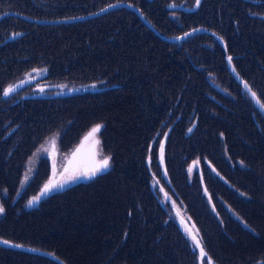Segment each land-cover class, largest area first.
I'll return each mask as SVG.
<instances>
[{
    "label": "trees",
    "instance_id": "obj_1",
    "mask_svg": "<svg viewBox=\"0 0 264 264\" xmlns=\"http://www.w3.org/2000/svg\"><path fill=\"white\" fill-rule=\"evenodd\" d=\"M117 1L136 5L162 35L204 27L225 46L202 32L182 48L125 8L59 24L2 17L0 238L49 256L0 245V264H198L186 229L202 242L201 264H264V115L228 65L231 57L262 102L264 0H200L198 6L196 0H0V14L56 19ZM32 24L38 27L31 30ZM42 40L53 44L38 48ZM246 50L250 55H242ZM253 57L260 64L255 73ZM39 67L54 83V98L1 97L7 84ZM63 85L78 90L56 92ZM31 89L24 92H36ZM228 118L232 125L225 124ZM96 123L109 168L26 206L29 186L19 192L17 186L28 156L59 125L65 151ZM194 158L200 164L189 177ZM48 176L43 159L31 191Z\"/></svg>",
    "mask_w": 264,
    "mask_h": 264
},
{
    "label": "rangeland",
    "instance_id": "obj_2",
    "mask_svg": "<svg viewBox=\"0 0 264 264\" xmlns=\"http://www.w3.org/2000/svg\"><path fill=\"white\" fill-rule=\"evenodd\" d=\"M112 3H114V2H112ZM170 3H176V2L170 1L167 4L169 5ZM119 8L128 9L126 7H117V8L110 9V10L106 11L105 13H107L109 11H112V10H115V9H119ZM27 9L31 10L28 6H27ZM128 10L134 12L131 9H128ZM135 14L138 16V18L141 20V22L148 29L153 31L151 28H149L144 23V21L140 18V16L137 13H135ZM19 15H21V14H19ZM142 15L144 16L143 13H142ZM25 16H28V15H25ZM169 17H171L174 20H178L179 16H178V14L171 12L169 14ZM32 18H34V17H32ZM144 18L147 19L145 16H144ZM36 19H40V18H36ZM51 19L54 20V18H51ZM187 19H189V18L188 17L179 18V22H180V26H181L179 29H182L185 26L186 22L188 21ZM24 20H26V19H24ZM42 20H44V19H42ZM27 21H29V20H27ZM30 22L35 23V24H59V23H37V22H34V21H30ZM151 25L158 32V30L156 29V27L152 23H151ZM37 27L38 26H35V25L32 24L31 30H35V28H37ZM159 34L162 35L161 33H159ZM196 34H199V33H196ZM196 34L189 35V36H187L184 39L179 40V41H168V40H165V41L171 42V43H181L180 45L182 46V48H184L188 44H190L191 42L194 41L193 37ZM40 37H41V39L43 38L42 36H40ZM52 44H53L52 40H50V42H48V41L44 42L42 40V43H41L40 47H38V48L46 49L48 47H51ZM260 45H261V47L264 50V39L262 40V44H260ZM246 53H249V51L248 50L244 51L242 53V55L246 54ZM249 55H250V53H249ZM261 58L264 59V51H263V54L261 55ZM257 60H258V58H256V57H253L250 60H248L250 62V64H249L250 65V69L252 70L253 73H255V71H256L255 70V66H258V68L260 66V64L258 65ZM34 70H36V71H34ZM46 74H47V72H46V69L44 67L35 68V69H32V70L26 72L24 74L25 79L33 78L34 80L31 81V82H36L37 80L39 82H36V83L29 82L27 85L23 86L20 89H17L13 93L22 94L21 97H26V95L31 96V95H40V94H50L52 96V98H54V83H50V82H47L45 80ZM13 84H14V82H11V83L7 84L5 86V88L9 87L10 85H13ZM30 85H32V89L31 90L36 91L35 93L31 92V91H29L28 93L24 92V90ZM41 88H43V91H40ZM56 88H59V89L56 90V92H58V93L60 91L63 92V91H67L68 90L66 85H63V86H60V87L56 86ZM11 96L12 95H9L6 98L11 97ZM98 124L102 125L101 123H96V124H93L90 127H88V129L85 130L78 137L76 142L70 148H68L65 151H62L60 149V147H59V138H60V135H61L62 131L64 130L62 125L58 126L61 129L56 130V131H54L52 133H49L48 135L45 136V138L40 142V144L34 149L32 154H30L28 156V158L26 159V161L24 163V166H23V169L21 171L20 180L18 181V186H17V191L18 192L21 189L23 190L24 188H27L29 186L28 189H27L28 193L26 194L28 196L26 201H25L26 206L29 205L28 202L30 200H32L33 197H38L39 191L49 181H54V182L55 181H62L66 177V175L68 173L73 172L75 170H82L85 167H89L94 162H98L99 160L103 159V157H105V156L109 157L107 154H105L102 151V147H101V144H100V131L97 132L94 136H90L89 135L91 133L92 129ZM225 124L232 125L233 122L230 120V118H228L226 120ZM235 132H236V134L239 135V131H235ZM33 133L35 134L36 132H33ZM96 141H99V143L97 144ZM43 159L50 166L51 172H50L49 176L45 180H43L42 182H40L38 184V190L36 189L35 191H31L34 187L37 186V179L40 176V164H41V161ZM199 161H200L199 158H194V159H192L189 162V164L187 166V171H188L189 177L192 176L193 171L195 172L194 169L199 167V164H200ZM109 166H110V161H109ZM190 167L192 168L191 172H189V168ZM80 181H81V178L77 179V180H74V181H70V182L64 184V186H70V184L72 185V184L78 183ZM58 188L59 187L53 188L52 191H56V190H58ZM29 193L30 194L34 193V194L29 195ZM18 195L19 194L17 193L16 196H18ZM168 195H170V194H168ZM14 198H16V197H14ZM57 200H58L59 203L62 201V200L59 201L60 198L57 199ZM160 202H162L164 208L169 209L168 204H166L167 200L165 199V197H161ZM170 202H171L172 205L176 204L172 197L170 198ZM3 204L4 203H2L1 200H0V206L3 207ZM30 208H34V205L30 206ZM3 209H4V207H3ZM177 211L179 212V214H181L183 217H185V214L182 213V209L181 208L178 209ZM52 212H54V204L52 205ZM63 214H64V212H62V215ZM187 222H189V221H187ZM42 228L44 229L45 227H42ZM53 230L54 229H52V231ZM192 241H193V239H192ZM193 243H194V241H193Z\"/></svg>",
    "mask_w": 264,
    "mask_h": 264
},
{
    "label": "water",
    "instance_id": "obj_3",
    "mask_svg": "<svg viewBox=\"0 0 264 264\" xmlns=\"http://www.w3.org/2000/svg\"><path fill=\"white\" fill-rule=\"evenodd\" d=\"M112 6V7H109V6ZM117 7H126L128 9H131L133 10L135 13H137L140 18L144 21V23L149 27L151 28L160 38H162L163 40H168V41H179V40H182L184 39L185 37V33H189V35H192V34H196V33H199V32H206V33H210L213 35V37L215 38V40L219 43L220 46L224 47L225 46V42L224 40L216 33L212 32L211 30H208L204 27H195V28H192L180 35H171V36H167V35H160L156 30L155 28L151 25V23L144 18V16L142 15V13L140 12V10L132 3H128V2H122V1H118V2H114V3H111V4H108L96 11H93L91 13H87V14H83V15H78V16H73V17H64V18H57V19H54V20H41V19H36V18H32V17H28V16H25V15H19L17 14L16 12H8V13H3L0 15V18L3 17L5 14H11V15H19L21 16L22 18L26 19V20H29V21H34V22H37V23H71V22H76V21H81V20H85V19H89V18H92V17H95V16H98V15H101V14H104L106 11L110 10V9H113V8H117ZM102 9H104V11H101ZM188 35V36H189ZM177 37H180V39H176ZM228 65H229V69L230 71L237 77L238 81L241 83L242 87L247 91V93L250 95V97L252 98L251 96V92L248 91V89H246L244 87V84L245 82L239 78L237 75H236V72L233 71V67L231 65V63H229L228 61ZM34 79L33 78H28V79H21L19 81H17L16 83H14L13 86L14 87V91L15 92L17 89H20L22 88L23 86L27 85L29 82L33 81ZM7 88V87H6ZM250 88V87H249ZM5 89V88H4ZM3 89V90H4ZM78 90V88H71V89H68L67 91H63V93H70V92H73V91H76ZM252 91V90H251ZM12 92V93H13ZM253 92V91H252ZM3 93V92H2ZM11 93V94H12ZM4 97V96H3ZM253 99V98H252ZM253 101L255 102V100L253 99ZM256 103V102H255ZM256 105L258 106V108L261 110V108L259 107V105L256 103ZM263 113H264V110H261ZM81 180H86L84 178H81ZM45 186V185H44ZM44 186L42 187L41 191L39 192V196H44L45 193L42 191L44 189ZM64 185L63 187H59L58 190H63L64 189ZM37 202V201H36ZM35 202V203H36ZM34 203V204H35ZM34 204H32L31 206H33ZM191 233V236H194V234L192 232ZM196 237V236H194ZM197 239V238H196ZM2 240H5V239H1L0 238V241ZM8 241V240H7ZM11 244H18V243H13L11 241H9ZM0 245H3V246H6V247H9L7 245H4L2 243H0ZM19 245H22V244H19ZM12 248H17V249H22V250H26L28 252H32V253H37V254H42V255H48L49 256V253L46 252V251H43V250H40L38 248H34V247H31V246H27V245H22V247H12ZM197 248V247H196ZM197 251H198V254H199V257H198V264H201V256H200V249L197 248Z\"/></svg>",
    "mask_w": 264,
    "mask_h": 264
},
{
    "label": "snow or ice",
    "instance_id": "obj_4",
    "mask_svg": "<svg viewBox=\"0 0 264 264\" xmlns=\"http://www.w3.org/2000/svg\"><path fill=\"white\" fill-rule=\"evenodd\" d=\"M200 0H196V6L199 5ZM109 7H112L111 5ZM101 11H104V9H102ZM15 35H19L18 33L13 34V36ZM189 33H185V36H188ZM176 39H180V37H177ZM228 61L229 63H231L232 58L228 57ZM36 71V70H34ZM233 71H235V68H233ZM244 87L246 89H248L249 92H251V96L252 98L255 100V102L259 105V107L261 108V110H264V103H262L258 98H257V94L255 92H252L251 89L249 88L248 84L245 83ZM14 91V87L13 86H9L7 88H5L3 90L2 95L4 97L9 96L12 92ZM40 91H43V88L40 89ZM102 125H96L91 133L89 134L90 136H94L97 132L100 131ZM192 129H189V132H191ZM165 136H167V133H165ZM96 143L98 144L99 141H96ZM149 149L151 150V146H149ZM163 159H164V143L161 142L160 143V161L161 163H163ZM109 161H110V157H103V159L99 160L98 162H94L91 166L89 167H85L82 170H75L73 172H70L66 175V177L62 180V181H49L45 186L44 189L42 190L45 194L49 191H51L53 188L56 187H63L64 184L70 182V181H74L80 178H84V179H92L94 178L98 173H100L101 171L107 170L109 167ZM192 171V168H189V172ZM39 199V197H33L32 200H30L28 202L29 206H31L32 204H34L37 200ZM4 212V209L2 206H0V214H2ZM181 223H183V221H181ZM186 233L190 236V238L193 239L194 244L197 248L200 249V256L204 257L206 255L204 248L202 246V242L198 239H196V237L191 236V233L186 229ZM0 243L7 245L9 247H22V245L19 244H11L9 241L7 240H2L0 241ZM208 264H212L211 260L209 259Z\"/></svg>",
    "mask_w": 264,
    "mask_h": 264
},
{
    "label": "flooded vegetation",
    "instance_id": "obj_5",
    "mask_svg": "<svg viewBox=\"0 0 264 264\" xmlns=\"http://www.w3.org/2000/svg\"><path fill=\"white\" fill-rule=\"evenodd\" d=\"M264 38H261L260 39V44H262V40H263ZM233 66V65H232ZM234 68V67H233ZM236 71V70H235ZM262 71H264V69L262 70ZM262 71L260 72V73H262ZM237 73V72H236ZM259 73V74H260ZM231 75V74H230ZM232 75H234V74H232ZM238 75V74H237ZM235 77V76H234ZM242 79V78H241ZM243 80V79H242ZM243 81H245V83H247L248 84V86L250 87V89L253 91V92H255L252 88L253 87H251V85L246 81V80H243ZM236 82V81H235ZM257 84H259V85H263V83H262V81H259L258 83H256V85ZM255 85V86H256ZM239 86L245 91V93L250 97V95L247 93V91L241 86V84H239ZM256 93V92H255ZM257 94V93H256ZM244 96H245V94H244ZM246 97V96H245ZM251 98V97H250ZM257 98L260 100V98L258 97V95H257ZM252 99V98H251ZM253 100V99H252ZM254 102V101H253ZM263 103H264V99H263V101H262ZM255 103V102H254ZM255 105H256V103H255ZM257 106V105H256ZM257 108H258V106H257ZM259 109V108H258ZM260 110V109H259ZM261 111V110H260ZM261 113L264 115V113L261 111Z\"/></svg>",
    "mask_w": 264,
    "mask_h": 264
}]
</instances>
